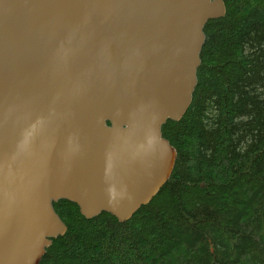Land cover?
Returning <instances> with one entry per match:
<instances>
[{
	"label": "water",
	"instance_id": "1",
	"mask_svg": "<svg viewBox=\"0 0 264 264\" xmlns=\"http://www.w3.org/2000/svg\"><path fill=\"white\" fill-rule=\"evenodd\" d=\"M223 0H0V264H40L54 203L128 221L170 178Z\"/></svg>",
	"mask_w": 264,
	"mask_h": 264
},
{
	"label": "trees",
	"instance_id": "2",
	"mask_svg": "<svg viewBox=\"0 0 264 264\" xmlns=\"http://www.w3.org/2000/svg\"><path fill=\"white\" fill-rule=\"evenodd\" d=\"M223 2L191 105L162 127L168 181L125 222L54 203L67 231L40 264H264V0Z\"/></svg>",
	"mask_w": 264,
	"mask_h": 264
}]
</instances>
